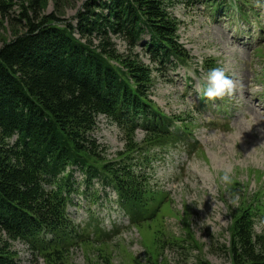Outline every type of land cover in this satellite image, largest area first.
<instances>
[{
	"label": "trees",
	"instance_id": "16d2710c",
	"mask_svg": "<svg viewBox=\"0 0 264 264\" xmlns=\"http://www.w3.org/2000/svg\"><path fill=\"white\" fill-rule=\"evenodd\" d=\"M13 1L0 0L3 16ZM24 1L29 6L21 5L17 19L24 31L0 48V237H7L0 242V264H19L8 243L16 240L28 243L46 264H69L76 244L88 251L97 247L105 258L106 250L83 239L67 213L71 195L79 192L75 169L88 190L101 181L116 191L134 224L151 227L164 194L150 185L153 150L187 142L192 132L183 119L152 113L158 108L148 96L152 70L138 56L119 53L111 35L179 66L192 58L178 42L177 19L163 7L168 0H89L76 25L58 16L64 0H55L50 14L44 9L48 0ZM236 1L247 16L250 0ZM145 36L149 40L142 44ZM101 115L124 133V150L113 161L93 134ZM138 129L144 131L142 142L135 139ZM260 198L245 202L235 215L231 264H264V235L253 229L255 218L264 217Z\"/></svg>",
	"mask_w": 264,
	"mask_h": 264
},
{
	"label": "rangeland",
	"instance_id": "374dc122",
	"mask_svg": "<svg viewBox=\"0 0 264 264\" xmlns=\"http://www.w3.org/2000/svg\"><path fill=\"white\" fill-rule=\"evenodd\" d=\"M88 1L64 0L58 16L76 25L77 14ZM55 2L48 0L46 14L56 11ZM9 3L12 6L7 7L8 13H0V48L4 40L24 31L17 19L22 13L21 5L29 6L24 0ZM204 3L168 0L163 6L177 19L179 43L192 55L185 67L155 54L152 57L141 45L131 48L122 37L111 35L119 53L138 56L152 70L154 82L148 96L158 107L152 113H164L191 124L193 130L187 132L194 134L201 147L194 151L184 143L170 142L155 148L149 169L151 183L156 190L168 193L165 201L169 196L172 204L167 201L161 207L159 216H165L159 218L162 222L142 226L139 231L130 228L131 219L117 203L112 188L95 181L88 190L83 173L75 169V188L79 192L71 195L68 212L80 226L81 236L92 239L106 252L105 258H100L99 248L88 251L76 244L70 249L69 264H133V260L136 264H231L228 248L235 215L245 202L255 204L259 196V209H264V98L259 101L264 94V46L257 50L264 43V0H250L255 10L251 25L225 26ZM259 30L258 42L252 34ZM241 31L244 35L237 39ZM148 40L146 36L142 42ZM94 41L99 42L96 38ZM207 61L213 66L217 61L216 67H222L235 81L234 93L225 97L224 103L232 116L228 124L212 122L213 118L226 120L212 113L220 100L209 105L200 102L204 78L211 69L204 66ZM93 134L109 161L124 150L123 131L106 116L97 118ZM16 138L10 143L14 144ZM143 138L144 132L138 130L135 139L142 142ZM225 169H230L232 177L228 184L220 181ZM156 228L159 232H155ZM253 229L255 235H264V217L255 218ZM6 240V235L1 234L0 242ZM8 243L18 253L19 264H46L27 243Z\"/></svg>",
	"mask_w": 264,
	"mask_h": 264
},
{
	"label": "clouds",
	"instance_id": "9594fccd",
	"mask_svg": "<svg viewBox=\"0 0 264 264\" xmlns=\"http://www.w3.org/2000/svg\"><path fill=\"white\" fill-rule=\"evenodd\" d=\"M204 79L206 82L202 86L201 94L207 100L223 99L234 93L235 81L222 67L211 68ZM231 179L230 169H225L220 175V181L224 184L230 183Z\"/></svg>",
	"mask_w": 264,
	"mask_h": 264
}]
</instances>
